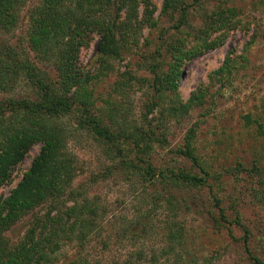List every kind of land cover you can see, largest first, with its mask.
Returning <instances> with one entry per match:
<instances>
[{"label": "rangeland", "instance_id": "1", "mask_svg": "<svg viewBox=\"0 0 264 264\" xmlns=\"http://www.w3.org/2000/svg\"><path fill=\"white\" fill-rule=\"evenodd\" d=\"M151 1L156 25H144L133 33L121 46L119 56L99 51L101 38L96 32L79 52V67L89 78L83 92L90 114L99 116L117 139L98 137L89 126L80 125L85 112L78 111L64 119L68 154L78 167L69 189L87 195L98 209V225L89 236L84 254L92 261L108 263L136 256L137 251L143 250L147 259H152L167 245L166 234L183 228L187 242L178 248V253L205 264H252L241 238L245 229L251 231L249 246L264 259V0H205L201 5L196 0H184L187 24L182 26L183 31L177 28L179 10L169 12L165 0ZM34 2L25 5L18 26L12 32L0 33V40L28 49L27 11ZM219 4L237 7L243 22L231 28L219 46L185 62L178 105L188 102L200 83L213 88L203 105L176 116L169 106L171 93L156 98L153 68L158 64V72L166 70L168 45L178 36L187 38V48L192 45L193 27L201 24L202 13L211 12ZM145 10L146 4L140 0L138 19L145 16ZM228 55L236 57V67L222 86L221 81L211 80V73L224 64ZM48 70L54 74L51 66ZM153 101L161 104L149 112ZM136 124L148 132L153 130L145 152H140L130 137L135 138L138 132L133 126ZM193 127V143L210 173L209 182L192 189L174 188L186 202L171 210L165 201V189H172L171 185L167 186L160 175L149 180L146 164L138 159L151 161L164 174L180 168L201 173L178 152L185 147L186 136ZM41 147L42 143L32 146L22 163L12 170L11 178L0 185L3 198L17 187ZM131 161L135 167L127 166ZM215 197L220 199L230 224L221 219ZM74 202L61 199L60 211ZM49 204H41L21 217L4 235L13 245L20 242L34 216L51 210ZM237 218L241 224L234 222ZM80 249L76 240L64 245L58 251L57 263L68 261ZM158 258L166 261V256ZM166 263L174 264L170 259Z\"/></svg>", "mask_w": 264, "mask_h": 264}, {"label": "trees", "instance_id": "2", "mask_svg": "<svg viewBox=\"0 0 264 264\" xmlns=\"http://www.w3.org/2000/svg\"><path fill=\"white\" fill-rule=\"evenodd\" d=\"M29 1H35L27 11L29 50L0 40V185L11 178L12 170L22 163L32 146L42 143V147L13 192L6 198L0 195V264H59L58 251L73 240L80 244L81 249L60 264H167L169 259L174 264H205L193 256L178 253V248L187 242L183 228L166 234L167 245L160 255L152 259H147L144 251L139 250L136 256L130 255L123 260L108 263L92 261L84 254V248L98 225V209L87 195L75 188L69 189L78 167L73 156L68 154V129L64 119L78 111L85 112L86 116L79 120L80 125L89 126L98 137L117 140L99 116L90 114L89 101L83 92L89 78L79 67V52L83 46L89 45L92 34L96 32L101 38L99 51L103 55L119 56L121 46L133 33H138L144 25H156L152 1L144 0L145 16L138 19L140 0H0V33L12 32L18 26ZM196 1L201 5L205 0ZM165 2L169 12L180 11L177 28L183 31L182 26L187 24L184 0ZM124 11L125 18H122ZM242 22L237 7L219 4L211 12L205 10L202 13L201 24L193 27L192 45L187 48V38L182 35L169 43L167 68L158 72L159 65L155 64L153 87L158 99L171 93L169 106L176 116L203 105L208 91L213 88L210 84L200 83L190 100L178 105L179 81L185 62L219 46L227 32ZM49 66L53 68V75L48 70ZM235 67L236 57L228 55L224 64L211 73V80L221 81L223 86ZM160 104L153 101L149 112ZM249 121L253 122V119ZM133 126L138 132L135 138L130 137L134 139L136 148L140 152L147 151L150 147L148 135L153 134V130L148 132L145 127L140 129L138 124ZM259 128H262L261 124ZM194 136L193 127L186 136L185 147L178 152L199 167L201 173L180 168L177 171L169 169L164 174L158 172L151 161L138 159L146 164L145 173L149 180L160 175L167 186L171 185L172 189H165L168 191L165 201L171 210L186 202V198L176 194L174 188L192 189L209 182L210 173L196 153ZM127 166L135 167V163L131 161ZM66 198L75 202L60 211L58 204ZM215 200L221 219L230 224L220 199L215 197ZM44 203H50L51 210L43 216H34L25 237L13 245L4 232ZM234 222L241 224L238 218ZM128 229L129 225L125 227ZM244 232L241 239L252 264H264V259L249 246L251 231L245 229ZM161 256L163 259L166 256V261L158 260Z\"/></svg>", "mask_w": 264, "mask_h": 264}]
</instances>
